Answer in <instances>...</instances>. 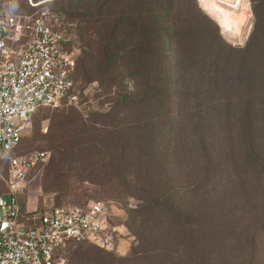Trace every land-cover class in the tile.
<instances>
[{
	"label": "trees",
	"instance_id": "trees-1",
	"mask_svg": "<svg viewBox=\"0 0 264 264\" xmlns=\"http://www.w3.org/2000/svg\"><path fill=\"white\" fill-rule=\"evenodd\" d=\"M252 2L242 45L195 0L68 2L84 46L75 79L92 92L82 102L108 106L87 110L91 126L58 122L83 125L70 162L86 174L114 165L123 194L142 202L130 210L138 245L128 255L94 244L101 249L74 251L70 264H264V0ZM104 139L112 150L86 147ZM20 203L31 223L63 206L27 212Z\"/></svg>",
	"mask_w": 264,
	"mask_h": 264
},
{
	"label": "built area",
	"instance_id": "built-area-1",
	"mask_svg": "<svg viewBox=\"0 0 264 264\" xmlns=\"http://www.w3.org/2000/svg\"><path fill=\"white\" fill-rule=\"evenodd\" d=\"M75 44L61 14L22 16L9 5L0 10V159L9 162L3 178L9 193L0 195V264H68V247L82 242L118 248L104 202L54 207L31 223L18 196L30 167L47 152H13L39 108H57L65 97H76Z\"/></svg>",
	"mask_w": 264,
	"mask_h": 264
},
{
	"label": "rangeland",
	"instance_id": "rangeland-1",
	"mask_svg": "<svg viewBox=\"0 0 264 264\" xmlns=\"http://www.w3.org/2000/svg\"><path fill=\"white\" fill-rule=\"evenodd\" d=\"M13 8L17 14L22 16H37L41 11L48 10L57 14L68 13L71 15L73 11L69 9L68 2L72 0H11ZM189 1V0H188ZM191 1V0H190ZM198 7L206 13L216 24L222 36L229 42L234 44H244L249 36L253 20V2L248 0V11L241 12V7H238V0H222L230 14V28L234 31L238 29V35L224 34L223 26L217 14L202 0L207 7L203 6L200 0H195ZM246 1V0H245ZM78 5V4H77ZM84 6V5H83ZM78 7V6H77ZM242 20V21H241ZM67 29L75 37V46L78 48L77 65L83 55L84 46L76 32L78 23L72 20V17L66 16L65 19ZM218 22V23H217ZM245 22V23H244ZM241 23V24H240ZM239 28H238V27ZM237 28V29H236ZM241 29V30H240ZM76 65V70H77ZM92 87H98L97 83H92ZM76 97H65L61 105L57 108H42L38 110L31 119V127L25 132L21 146L15 151L17 155L29 156L34 152H47L43 160H39L30 167L28 174L18 189V196L27 210L35 211L40 208H48L63 204H85L93 200L102 201L109 214V226L112 230L116 231L119 238V245L115 251L111 252L114 255L126 256L130 253L131 249L138 245V240L130 232L127 227L130 218V210L137 205L142 204L134 197H127L124 190V185L119 178L114 177L116 167L112 164L101 163L99 167L93 168V173L86 174L85 169L82 167H74L71 164V159L75 155H80V143L83 137L79 136L76 132L83 130V125H64L58 127V122L61 120H70L81 118L87 126H91L89 122L92 116L86 115L87 110L95 112H107V107L101 111L98 107V100H89L82 102L85 97L92 98V92L89 89H82L81 82L76 85ZM83 94V97H82ZM94 96V95H93ZM91 106V109L88 108ZM65 108V111H64ZM175 109V107H174ZM81 114H83L81 116ZM67 117V118H64ZM88 120V121H87ZM101 127L103 138L110 137V129L105 126L96 125ZM74 136L75 139H71ZM105 146L90 148L89 150L97 153H105V151L112 150L110 140L106 142ZM88 145V144H87ZM107 146V147H106ZM63 147V148H62ZM97 152V153H96ZM93 153V152H92ZM8 166L0 170L3 177H7ZM103 169V170H102ZM0 191L9 193V188L3 181H0ZM125 193V194H123ZM261 247L264 250V234L261 236ZM101 249L94 246L92 243L82 242L75 243L68 247L66 255L68 264L71 262V256L74 251H95ZM96 253V252H94ZM221 264V263H220Z\"/></svg>",
	"mask_w": 264,
	"mask_h": 264
},
{
	"label": "bare ground",
	"instance_id": "bare-ground-1",
	"mask_svg": "<svg viewBox=\"0 0 264 264\" xmlns=\"http://www.w3.org/2000/svg\"><path fill=\"white\" fill-rule=\"evenodd\" d=\"M207 5L217 14L223 26V33L227 35H238L240 31L238 29L236 31L230 28V14L226 8V5L222 2V0H205ZM229 1V0H228ZM248 0H238V7H241V12L248 11ZM242 21V20H241ZM245 23V22H244ZM241 24V23H240ZM238 27V26H237ZM239 28V27H238ZM241 30V29H240ZM237 37V36H236Z\"/></svg>",
	"mask_w": 264,
	"mask_h": 264
},
{
	"label": "crops",
	"instance_id": "crops-1",
	"mask_svg": "<svg viewBox=\"0 0 264 264\" xmlns=\"http://www.w3.org/2000/svg\"><path fill=\"white\" fill-rule=\"evenodd\" d=\"M10 2H11V0H0V10H1V8L3 6L9 5ZM5 164H7L8 168H9V162L7 160H1L0 159V170L5 166ZM8 171H9V169H8ZM3 178H5V177H3L2 174H0V181H3L4 182ZM5 185H6V183H5ZM6 194H8V193H6ZM0 195H5V193H3L2 191H0ZM28 210L30 211V209H28Z\"/></svg>",
	"mask_w": 264,
	"mask_h": 264
}]
</instances>
